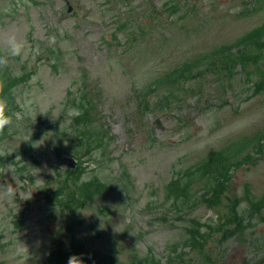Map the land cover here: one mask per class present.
<instances>
[{
    "label": "rangeland",
    "instance_id": "1",
    "mask_svg": "<svg viewBox=\"0 0 264 264\" xmlns=\"http://www.w3.org/2000/svg\"><path fill=\"white\" fill-rule=\"evenodd\" d=\"M70 1L71 14L64 0H0V56L9 34L26 48L0 66V95L21 113L0 134L8 153L0 156V264H68L72 255L56 260L68 247L84 264H104L112 252L118 264H264V90L241 65L229 78L225 54L217 55L246 34L259 46L264 0ZM248 62L264 74V60ZM185 65L187 79L159 92L181 95L182 104L157 110L163 101L149 97L150 85L175 67L184 74ZM83 95L95 107L83 128L97 147L81 150L85 172L75 175L76 190L93 178L106 185L68 209L53 194L65 184L68 152L76 148L73 123L79 106L88 105ZM156 119L163 129L152 134ZM236 154L227 176L200 168ZM181 177L193 196L183 209L168 198L181 194ZM214 188L220 194L210 208L202 196ZM30 201L26 224H16ZM230 206L240 220L232 223L234 235L222 218ZM190 219L204 226V251L186 238Z\"/></svg>",
    "mask_w": 264,
    "mask_h": 264
},
{
    "label": "trees",
    "instance_id": "2",
    "mask_svg": "<svg viewBox=\"0 0 264 264\" xmlns=\"http://www.w3.org/2000/svg\"><path fill=\"white\" fill-rule=\"evenodd\" d=\"M259 28L263 29L264 31V27L261 26ZM252 41H253L252 39L251 40L247 39V34H246L242 39L236 41V43H234L233 45L225 46L221 50H219L218 56L221 55L222 53L225 54V56H221L222 59L221 64L223 70L228 71L229 78H233L235 68L237 67V65H241V67L243 68L242 71H245L246 78L250 79V77L253 75L258 76L259 81L256 84V87L260 88L261 90H264V74L257 73L254 67L248 62L250 61L251 63H254L258 60H264V53L262 52V49L264 48V34L259 40V46H255L252 43ZM235 47L238 48V50L236 53H233L231 50ZM249 48H251V50L245 53ZM186 66L187 65L183 67L185 68ZM180 68L181 67L172 68L167 73H163L160 76H158L156 79H154V81L150 85L151 87L148 92L149 93L148 95L150 94H154V95H151L149 97L151 98L158 97L157 94H160L159 92H163L166 89H169V87L176 85L179 81L181 82H179L177 85L182 83V81H185L187 78L184 77L188 73H191L192 70L185 68V70H183L184 74L183 72L177 74ZM160 95L161 97L157 101H164L165 98H170V101L168 102L169 106H167L168 108L175 107L176 105H178L180 99L182 98L181 95L179 96L177 93L175 92L171 93L170 91ZM82 98H85L87 100L88 105L85 108L82 105L79 106V109L81 110L82 114L80 115V117L74 120L73 123L75 133L77 134L76 142L73 144L76 145V148L73 152L70 151L68 152V156H72V157L69 160L68 168L63 173L64 177L61 176V180L65 181V184L63 183V186H61L60 190L53 194V201H56V203L61 207L66 206L68 209H71L74 206V204H81V203H85L86 201L94 199L95 195H101L106 185V183L102 181H98L95 178H93L88 182V184L84 183V188L82 191L76 190V187H78L76 185H78L80 182H78V179H75V175L85 172L84 161L82 158L81 150H84V152L85 151L88 152L90 150L89 147L91 143L93 144L94 147H97L96 141L94 140L95 138L91 134L85 132V129L83 128V126L89 124L90 122L89 118L86 117V113L90 109H94L95 107L91 104L90 99L87 97V95H83ZM141 98L142 97H139V99ZM141 100L144 102L146 110L150 113V111L154 108H152L148 102H145L143 98ZM157 106H158L157 110L165 107L162 104H157ZM59 149H60L59 145L53 146V150L58 156H59ZM237 158H238V154L234 155L233 157H228L227 155L213 157L209 161L203 162L200 168L202 169V172H204L205 171L204 168L209 167L211 169L206 170L207 172L216 170L218 171L220 177H223L224 175L227 176L225 172L227 168L230 167L229 163L233 162V160ZM212 162L217 164L218 168L213 169L214 166ZM54 168L57 169L56 167ZM220 168H222V170H219ZM58 175L60 176L59 173ZM182 178L183 177L179 178L178 180V183L181 186L179 190H177L181 194L175 193V191L168 193L169 195L168 198H170L172 202L171 204L176 207H180L181 209L188 207L186 200L193 197L191 192L188 194V182L182 184L181 181H184L182 180ZM65 189H67L68 196ZM219 194L220 192L218 191V189L215 188L207 189L204 191V194L202 196L203 197L202 202L210 208L214 207L218 203ZM228 212L229 215L231 216V213L236 211L234 207L230 206ZM165 217L166 216L162 217V219H164ZM233 219L236 220L238 224H240V220L238 217H235ZM190 220H191V225L186 229L187 230L186 233L188 232L187 234L189 235L186 238L192 242V245L195 247L196 250L204 251L205 238H206V235L203 232L204 226H200V222L197 219H190ZM209 229L213 230V228L209 226L207 229V233ZM83 249H84L83 244H80L79 250L82 251ZM60 251L61 250H58L56 253H53L52 255H54L55 257L60 253ZM74 253L75 250L71 247H68V249L62 254V256L56 260L60 261L61 259H64L65 256L69 257ZM180 257H183V255H180ZM103 260H104V264H108V263L118 264L119 262L117 258V254L115 252H112V254H108V256H105ZM52 264L55 263L52 262ZM186 264H194V263L186 262Z\"/></svg>",
    "mask_w": 264,
    "mask_h": 264
},
{
    "label": "clouds",
    "instance_id": "3",
    "mask_svg": "<svg viewBox=\"0 0 264 264\" xmlns=\"http://www.w3.org/2000/svg\"><path fill=\"white\" fill-rule=\"evenodd\" d=\"M5 44L7 46V55L0 56V66H6L8 64V57L22 56L26 51L25 43L22 40H18L14 33L6 36ZM20 119L21 113L13 110L8 99L0 95V134L4 133L6 128L12 127L14 120L19 121ZM6 155H8L6 147L0 145V156ZM11 194H15V188L12 186ZM68 264H84V261L82 257L72 255L68 260Z\"/></svg>",
    "mask_w": 264,
    "mask_h": 264
},
{
    "label": "flooded vegetation",
    "instance_id": "4",
    "mask_svg": "<svg viewBox=\"0 0 264 264\" xmlns=\"http://www.w3.org/2000/svg\"><path fill=\"white\" fill-rule=\"evenodd\" d=\"M13 201H14V200H13ZM14 202H15V201H14ZM19 202H20V201H18V203H19ZM17 211L20 212L19 210H17ZM14 213H16V211H15ZM18 220H20V221H24V220H25L24 217H23V214H19V216H16L14 222L17 224ZM1 239H3L2 235H0V241H1ZM0 245H1V242H0ZM3 248H4L3 245H1V246H0V252H1V250H2Z\"/></svg>",
    "mask_w": 264,
    "mask_h": 264
},
{
    "label": "water",
    "instance_id": "5",
    "mask_svg": "<svg viewBox=\"0 0 264 264\" xmlns=\"http://www.w3.org/2000/svg\"><path fill=\"white\" fill-rule=\"evenodd\" d=\"M68 6V13H71L74 10V7L72 6L70 0H65ZM46 59H48V57H46ZM157 126L160 129H163L160 120L157 121Z\"/></svg>",
    "mask_w": 264,
    "mask_h": 264
}]
</instances>
